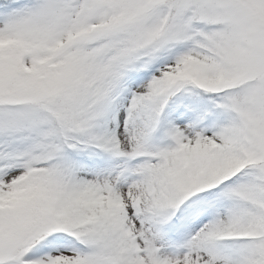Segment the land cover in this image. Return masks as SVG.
Returning <instances> with one entry per match:
<instances>
[{
  "label": "snow or ice",
  "instance_id": "1",
  "mask_svg": "<svg viewBox=\"0 0 264 264\" xmlns=\"http://www.w3.org/2000/svg\"><path fill=\"white\" fill-rule=\"evenodd\" d=\"M0 264H264V0H0Z\"/></svg>",
  "mask_w": 264,
  "mask_h": 264
}]
</instances>
